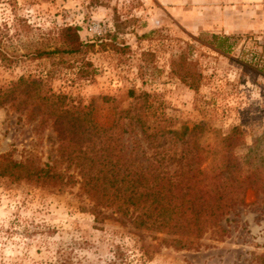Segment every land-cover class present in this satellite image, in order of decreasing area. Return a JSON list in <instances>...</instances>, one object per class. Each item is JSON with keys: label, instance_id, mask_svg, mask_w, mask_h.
<instances>
[{"label": "rangeland", "instance_id": "rangeland-1", "mask_svg": "<svg viewBox=\"0 0 264 264\" xmlns=\"http://www.w3.org/2000/svg\"><path fill=\"white\" fill-rule=\"evenodd\" d=\"M169 1L165 6L158 0H0V90L22 76H39L46 88L66 94L69 105L93 104L101 123L136 108L165 115L174 127L201 123L228 133L239 126L244 143L235 148L236 157L264 166V0ZM172 6L189 20L243 16L248 30L195 34L171 15ZM66 25L79 27L83 41L111 44L114 36L128 47H96L86 54L96 70L89 80L77 79L76 57H21L37 46H52L56 30ZM179 57L199 74L196 91L172 72ZM25 114L15 103L0 107V155L63 170L67 163L53 121L38 124ZM119 124L113 132L121 131ZM126 128L127 145L141 137L139 127ZM205 140L212 146L214 133ZM90 206L78 185L59 189L0 178V264H264V197L254 190H246L244 204L222 222L224 237L208 232L180 250L162 243L161 234L154 239L145 232L142 243L113 221L95 225ZM117 246L123 256H117Z\"/></svg>", "mask_w": 264, "mask_h": 264}, {"label": "trees", "instance_id": "trees-1", "mask_svg": "<svg viewBox=\"0 0 264 264\" xmlns=\"http://www.w3.org/2000/svg\"><path fill=\"white\" fill-rule=\"evenodd\" d=\"M79 31L77 26H63L56 30L52 46H37L21 57H76L80 63L77 79L89 80L96 70L86 54L96 47L114 51L128 47L116 43L114 36L111 44L100 38L83 41ZM172 72L185 86L197 90L199 74L184 59L177 58ZM46 87L42 77L22 76L0 90V107L15 103L30 121H53L59 154L67 166L62 170L55 163L40 166L33 160L16 162L9 155H0V178L12 183L40 182L59 189L78 185L90 200L95 225L113 221L128 227L142 243L145 232L154 239L161 234L162 243L179 250L208 232L224 237L228 230L222 222L244 204L246 190L264 197L263 164H252L235 155V148L244 143L239 126L228 133L201 123L189 126L179 122L174 127L165 115H150L147 109L136 108L118 113L111 124L101 123L93 104L87 108L71 106L66 94ZM118 124L121 131L113 132ZM131 126L140 128L141 137L127 145L123 133ZM210 131L215 139L212 146L205 140ZM71 168L74 172L70 174ZM116 251L117 256H123L119 246Z\"/></svg>", "mask_w": 264, "mask_h": 264}, {"label": "crops", "instance_id": "crops-1", "mask_svg": "<svg viewBox=\"0 0 264 264\" xmlns=\"http://www.w3.org/2000/svg\"><path fill=\"white\" fill-rule=\"evenodd\" d=\"M162 5L168 6L171 4L169 0H158ZM169 11L171 15L188 31L195 34L201 32L209 31L214 34L223 33L225 35H235L244 33L248 30L247 22L244 21L243 16H234L229 17V22L222 20V18H215L209 20L205 17H198L194 20H189V17L185 16L182 13L183 9L179 7H170ZM226 21V22H225Z\"/></svg>", "mask_w": 264, "mask_h": 264}]
</instances>
